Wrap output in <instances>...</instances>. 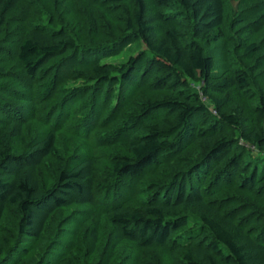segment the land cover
Returning <instances> with one entry per match:
<instances>
[{"label":"rangeland","instance_id":"374dc122","mask_svg":"<svg viewBox=\"0 0 264 264\" xmlns=\"http://www.w3.org/2000/svg\"><path fill=\"white\" fill-rule=\"evenodd\" d=\"M93 2L92 11L99 20L97 32L89 27L86 0H19L7 14L0 36V131H9L8 123L19 118L23 123L22 133L20 140H14V146L19 150H23L48 128L56 131L54 153L37 167L24 170L21 178L32 185L49 187L57 181L60 168L83 156L91 159L92 170L88 181L83 185L82 193L74 190L69 192L73 197L69 208L50 209L47 204L36 209L38 240L34 243L28 238H22L20 243L10 239L7 244L9 247L5 246L4 242L13 235L16 221L14 208L8 206L0 221V261L7 248L25 244V247L32 246V251L21 257L19 264L38 262L48 248L57 241L59 244V236L65 230L70 232L72 228L70 224L66 229L63 226L67 222L81 219L76 223L72 237L65 236V242L72 241L70 248L61 244L68 255H64L59 264H70V255L76 256L79 264L102 262L105 257L103 254L110 249L112 237V229L101 213L103 209L121 199L124 205L136 208L146 199L161 198L160 191L167 189L171 179L181 173L197 179V175L201 173L200 170L195 171L194 167L204 163L206 149L212 144L201 140L194 144L190 141L182 144L186 140L184 139L163 165L152 167L142 178L124 179L114 184L107 180L106 163L115 155L130 157L124 140V126L130 117L137 118L141 125L172 133L173 137L182 127L175 122V115L165 111L142 113L145 100L167 98L171 90H152L148 85L156 77L162 76L165 70L144 69L146 63L141 58V53L145 57L150 54L141 40L130 36L131 32L126 30L125 25L133 5L125 0ZM180 2L172 0L170 5L157 9L152 0H144L148 14H162V20L154 23L159 34L170 24H175L183 36L189 39L201 31L202 22L213 26L211 41L198 39L205 54L212 59L213 81H219L240 69L248 75L247 86L243 90L226 91L228 101L222 110L225 114L240 118L243 128L257 125L264 131V117H260L256 111L259 96L264 91V0H217L216 8L219 6V13L216 14L215 8L210 18L203 21L202 18L196 19L191 10ZM30 28L64 30L76 43V50L58 56L41 72L28 78L20 70L15 49ZM250 43H255L256 49L252 53H246L244 50ZM95 57L101 63L116 66L126 64L130 58L137 60L133 72H137L136 86L130 84V88H126L125 85L109 84L104 87L100 98L94 101L91 93L95 81L90 70L81 61ZM188 83L189 90L199 92L198 100L216 116L218 112L214 104L200 92L203 87L201 78ZM131 88L135 89L131 91ZM23 89L27 92L25 99H16L15 95L21 94ZM205 119L207 124L203 127L211 121L208 117ZM227 131L233 139L238 140L235 154L240 155L239 173L234 179L224 183L207 182L205 188L209 183L216 191L212 201L224 203L227 210L241 211L245 221L261 218V211L253 203L256 198L247 190H242L240 184L250 176L253 167L258 166L259 171L264 165V146L260 149L254 146L248 152L246 149L251 145L240 139L239 132L235 128ZM171 158L174 159L170 160ZM186 215L187 218L192 216L190 213ZM93 224L98 229V241L94 250L91 249L88 236V228ZM196 229L194 223L186 225L172 233L161 249L140 248L133 243L120 241L109 264H169L170 254L174 251L179 254V241L192 239L196 235L200 238V232H194ZM77 245L80 247L75 251Z\"/></svg>","mask_w":264,"mask_h":264},{"label":"trees","instance_id":"16d2710c","mask_svg":"<svg viewBox=\"0 0 264 264\" xmlns=\"http://www.w3.org/2000/svg\"><path fill=\"white\" fill-rule=\"evenodd\" d=\"M125 1L133 5L130 17L125 22L126 30L131 32L133 39L141 40L150 54L145 57L141 53V58L146 63L144 69L165 70L162 76L156 77L154 82L148 84L149 87L157 91L171 90L167 98L145 100L142 113L165 111L175 115V122L182 129L173 137L172 133L141 125L137 118L130 117L124 126V140L130 157L113 156L105 165L107 180L114 184L124 179L142 178L152 167L163 165L184 139L186 140L182 144L189 141L194 144L200 140L212 144L206 149L204 163L194 167L195 171L200 170L201 173L197 175V179L181 173L171 179L167 189L160 191L161 198L146 199L136 208L124 205L121 199L103 209L101 213L112 229V237L110 249L103 254L105 257L102 262L98 261L96 264H109L120 241L133 243L140 248H164L172 233L191 223L197 227L195 234L200 232L202 237L196 235L192 239L179 241V254L172 252L169 264H264V165L259 171L258 166L253 167L250 176L244 178L240 184L242 190H247L256 198L253 203L256 204L255 208L261 211V218L245 221L241 211L227 210L224 203L212 201L216 191L209 183L205 188L207 182L224 183L234 179L239 173L240 155L235 154L238 150V140L233 139L227 130L235 128L239 132L240 139L251 145L246 149L248 152L254 146L259 149L264 146V131L257 125L243 128L240 118L225 114L222 110L228 101L226 91L243 90L248 82L247 73L240 69L214 82L212 59L205 54L198 42V39L211 41V24L202 22L201 31L189 39L183 36L175 24H170L159 34L154 23L162 20L161 13L154 16L148 14L144 0ZM180 1L185 8L191 10L196 19L202 18V21L210 18L217 4V0ZM18 2L19 0H0V36L7 14ZM86 3L89 8V27L93 32H97L99 20L92 11L94 2L86 0ZM152 3L159 9L170 5L172 0H152ZM219 11L218 6L216 14ZM76 47V43L64 30L30 28L24 39L17 44L15 56L22 74L32 78L53 59L68 51L74 52ZM255 49V43H250L244 51L252 53ZM81 63L85 64L93 75L95 82L91 95L94 101L100 98L104 87L109 84L130 88V84L136 83L137 72H133L137 60L134 58L117 66L101 63L97 57L85 58ZM198 77L203 82L200 92L214 104L218 112L216 116L198 100L199 92H191L188 88V81H195ZM134 89L131 88V91ZM26 94L23 89L15 98L24 100ZM256 111L260 117H264V91L259 96ZM206 117L211 121L203 127L207 124ZM8 124L9 131H0V221L8 206L14 208L16 221L13 235L6 237L5 246L10 239L19 243L22 238L31 239L33 243L38 240L36 209L47 204L50 209L69 208L73 203L69 192L74 190L82 193L83 185L88 181L92 170L90 158L78 157L58 170L57 181L51 186L43 188L30 184L20 175L26 169L37 167L54 153L56 131L48 128L30 141L23 150H19L15 148L14 140H20L23 123L19 118H15ZM172 159L174 158L170 160ZM187 213L193 217L187 218ZM80 220L67 222L63 229L70 224V232L65 230L64 234L59 236V244L57 241V244L40 256L38 262L30 264H59L64 255H68L64 247L70 248L72 244L71 240L65 242V236L72 237L76 223ZM88 236L91 249L94 250L98 241L96 225L89 226ZM61 244H64V247ZM15 246L7 248L0 264H19V259L32 251V246ZM78 247L80 245L75 246V251ZM70 256V264H79L76 256Z\"/></svg>","mask_w":264,"mask_h":264}]
</instances>
